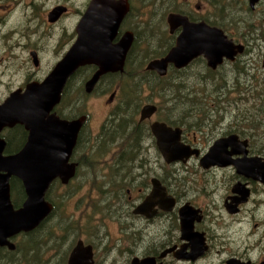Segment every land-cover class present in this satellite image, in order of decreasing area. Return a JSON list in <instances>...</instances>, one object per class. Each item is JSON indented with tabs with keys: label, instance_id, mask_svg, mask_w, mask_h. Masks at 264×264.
Returning a JSON list of instances; mask_svg holds the SVG:
<instances>
[{
	"label": "flooded vegetation",
	"instance_id": "flooded-vegetation-1",
	"mask_svg": "<svg viewBox=\"0 0 264 264\" xmlns=\"http://www.w3.org/2000/svg\"><path fill=\"white\" fill-rule=\"evenodd\" d=\"M71 1L74 0H0V107L12 94H22L28 84L41 83L74 43L76 26L92 0H82L79 8L76 7L74 13L79 19L73 24V32L65 37L63 33L58 36L56 29L61 30L62 20L74 7ZM113 1L118 4L117 7L126 5V11L112 43L129 32L133 37L123 68L101 75L88 92L85 82L97 66L86 64L78 67L68 80L71 77L73 80L82 72L87 77L83 79L82 86L72 88L75 96L72 100L67 98V109L78 105L83 108L85 98L94 95L97 85L103 83L109 74L119 77L125 75L127 67L131 71L142 68L139 59L145 48L141 38L147 34L154 1ZM166 1L170 6L162 13L166 15L160 28L166 37L162 49L168 51L181 31V26L170 28L167 22L169 13H180L190 22H205L217 27L227 40L232 41L233 55L223 56L214 69L207 66L201 55L185 67L200 63L204 71L209 68L213 72L217 89L215 119H212L211 112L207 117L206 112L199 124L214 128L216 133L211 141H204L197 131L190 128L195 124L180 126L181 141L192 149H198V154H192L184 161H164L160 166L158 156L161 153L150 130L152 121H160L156 117L152 119L155 113L149 119H137V124L146 126L140 130L145 131L144 137L137 135L142 141L141 148H118L111 154L106 152L109 164L119 168L118 177L120 170L127 166H130L129 172L133 170V173L130 172L133 178L124 179L119 188H112V198L121 201L123 218L118 225L115 224L117 235L112 245H109V237L105 234L106 251L114 256L119 254L125 264H131L135 258H149L151 264H264V0H199L204 6H194L192 0ZM56 7L62 8L61 13L56 19L49 20L50 12ZM138 42H141L140 52L136 51ZM81 69L85 70L79 72ZM199 82L204 86L208 81ZM66 84L51 112L67 120L84 117L75 146L67 159V163L74 166L75 173L66 183L59 178L54 179L46 197L54 186L65 188L72 183L85 162L83 159L89 161L90 157L93 161L95 155L90 111L84 108L77 114L63 115L62 94ZM124 85L125 81L120 79L111 88L102 91H111L107 97L110 105ZM121 94L118 103L124 100ZM120 108L118 104L116 109ZM0 121L2 155L15 154L25 146L30 129L20 121ZM103 123L98 126L99 129ZM231 135L237 136L235 142L217 148L212 161H201L215 140ZM85 148L88 150L86 153L83 151ZM80 153L89 156L82 154L80 157ZM107 174L111 176L110 172ZM13 179H20L10 176L8 180L10 200L17 208L22 205L26 194L20 181L22 201L15 206ZM156 180L163 187L166 200L157 197L152 200L154 202L142 207ZM16 189L19 190L17 185ZM46 199L54 205L49 198ZM139 205L142 211L134 212ZM50 217L51 214L35 229L17 235L23 233L30 236L38 227L43 228ZM17 235L10 238L14 244ZM79 239L92 246L94 264L96 244L77 237L72 247ZM72 247L63 261L62 250L55 246L60 250V261L66 264ZM10 252L12 250L7 246H0L1 264H12L14 255Z\"/></svg>",
	"mask_w": 264,
	"mask_h": 264
},
{
	"label": "water",
	"instance_id": "water-1",
	"mask_svg": "<svg viewBox=\"0 0 264 264\" xmlns=\"http://www.w3.org/2000/svg\"><path fill=\"white\" fill-rule=\"evenodd\" d=\"M117 5L113 0H92L76 26V40L53 70L41 83L28 84L20 95L12 94L0 107V120L20 121L30 129L25 146L15 154L3 156V148H0V246L13 250L15 244L10 238L35 229L51 213L53 206L45 198L50 183L56 178L66 183L74 176V166L68 164L67 159L75 146L84 117L67 120L51 111L59 102L68 78L78 67L86 64L97 66V70L85 82L88 92L101 75L122 70L133 37L129 32L118 42L112 43L126 11V5L123 8ZM61 11L60 7L53 9L49 20L56 19ZM167 22L171 29L181 26V31L165 55L148 61L147 70L164 76L170 65L180 69L200 55L205 58L207 66L214 69L223 56L233 55L232 41L227 40L219 28L205 22H190L180 13H169ZM156 110L155 104L143 105L139 121L149 119ZM150 130L165 162L184 161L190 155L198 154V149H192L181 141V127L155 120L150 123ZM236 139V135H231L215 140L201 161H212L217 148ZM10 176L20 179L26 194L22 205L17 208L10 200ZM164 192L156 180L153 191L142 207L154 202L152 200L157 197L166 200ZM140 208L141 205L134 212L142 211ZM150 261L149 258H135L131 264H151ZM66 264H93L92 246L85 245L79 239L72 247Z\"/></svg>",
	"mask_w": 264,
	"mask_h": 264
},
{
	"label": "rangeland",
	"instance_id": "rangeland-1",
	"mask_svg": "<svg viewBox=\"0 0 264 264\" xmlns=\"http://www.w3.org/2000/svg\"><path fill=\"white\" fill-rule=\"evenodd\" d=\"M154 4L152 7L151 12L153 11V14L150 18V25H147L148 28H146V33L141 39H143V48L144 54H150L152 53V50H156V48L163 47V44L165 42V35L161 31V27L163 26L162 18L166 15H163V11H167L170 4L168 5V2L166 0H153ZM195 5H202L199 0H192ZM70 2V1H69ZM73 4L71 5L73 8L70 10V13L64 17V19L61 22V30L56 29V32L58 36H60L61 33H63V37L67 33L73 32V27L75 22L79 19V16H77L74 11L76 10V7L79 8V5L82 4V0H74L71 1ZM79 4V5H78ZM156 38H159L158 40ZM141 42H138L136 46V51L140 52ZM150 53L148 52V50ZM143 52V51H142ZM153 55V54H151ZM157 58V57H155ZM144 60V59H143ZM150 59L146 60V64ZM145 64V66H146ZM144 66V67H145ZM189 71H193V69H202V65L200 63L194 64V66H190ZM130 72V67H127L126 72ZM140 72V71H138ZM83 73V72H82ZM82 73L78 74L73 80H71L70 87L67 88V94L68 98L72 100V98L75 96L74 89L77 85L82 86L83 79H86L87 76L82 75ZM168 74V73H167ZM164 75L162 77L167 76ZM115 74H109L103 83L98 84L95 90L94 95H90L88 98H84L86 104L82 103V106H75L74 109L69 108L67 109L65 105H63L64 108V114L69 115V113L72 111L73 114H77L80 110H84L86 108L90 111L91 114V129L92 133L94 134V146L93 150L95 149V140L97 136L102 135L100 148H96L94 151V159L93 161H89L87 159H83L84 164L80 168L78 175L73 179L72 183L67 185L65 188H61V186L53 187V189L49 192V197L51 199H54L56 201H59L60 203H63L61 205L60 210L57 212L55 217H58L63 220V218H70L72 220L73 226L76 228L77 233H70L69 231H63L62 228L60 229V223H56V218L54 215L50 218L52 219L50 222L52 223V226H54V229L52 228L50 231V235L52 238L45 236V243H43L44 248L42 251V254L40 255L41 261L44 262V264H55L56 261H59V253L60 250L55 248L54 241L55 237H57V241L66 240L65 244H70L71 241L74 238V242L77 237L79 238H85L88 242H92L96 244V257H95V263L94 264H125V261L122 259V257L118 254L117 256H114L113 254L107 252V243L104 241L105 234L108 235V241L109 245H112L115 241V236L117 233L115 232V224H119L120 219L123 218L122 216V205L121 201L118 199L112 198L113 196V189L112 188H119V185L124 183V179L128 181L130 178H133V170H130V166H127L123 169V171L120 170L119 177H118V170L119 168L114 167L113 164H109V158L107 157V153L113 152L114 150H118L120 148V139L115 138L116 135H118V131L115 130V127L109 122L114 117V111L118 105L119 96L121 94V91L119 95H117L116 98H114V103L112 105L107 102V97L110 94V90H108L105 93H102L103 90L111 88V85L118 81L122 80L127 83L128 81V75L122 74H116L120 75L114 76ZM173 76V75H171ZM109 77V78H108ZM186 77V76H185ZM214 78V77H213ZM181 80V79H176ZM207 80H210V78H207ZM206 80V81H207ZM186 85H192L195 84L196 86H199L200 88L206 87L211 88L209 84L206 83V85L202 86L200 84V79L194 80L192 78L186 77L185 78ZM123 88V87H122ZM121 88V90H122ZM82 90V89H80ZM207 94V91H205ZM144 95H149L150 92L148 90H145ZM217 94V93H216ZM124 100L120 101L121 103L126 102V96H125V90L124 94L122 96ZM150 101L144 100L143 104L147 103H158L161 102V99L154 95L153 98L149 99ZM173 102L177 103L178 98H173ZM202 104V103H201ZM210 104V103H209ZM81 105V104H80ZM164 105H161V109H163ZM196 107V106H195ZM216 102L215 104H210L206 107L202 104L201 109L207 112V117L209 116L211 112L212 119H215L214 113H216ZM200 109V108H199ZM211 109V111H210ZM82 110V111H83ZM166 114L165 110H160V113H156L154 116H152V119L154 117L158 118L159 116H164ZM139 113L135 116V120L139 118ZM169 117L175 118L176 114H171L169 112ZM190 119V118H189ZM203 119V118H202ZM205 120V119H204ZM104 121V127L102 126L99 129V125ZM195 125L191 126L190 128L194 129L199 133V135L204 139V141H211L213 136L216 133V130L214 128L209 129L206 126H202L198 123H193ZM114 127V128H113ZM146 128V126L144 127ZM188 129V128H187ZM115 140H114V138ZM114 140V141H113ZM145 143V142H144ZM91 148V147H90ZM84 153H86L88 150L85 148ZM107 152V153H106ZM82 153V154H84ZM80 153V157L82 156ZM85 157L89 156L87 154H84ZM163 157L161 155L158 156V163L161 166V163H163ZM165 163V162H164ZM156 165V164H155ZM157 166V165H156ZM166 166V165H165ZM160 168V167H159ZM158 168V169H159ZM107 172H110L112 179L110 180V175L107 174ZM123 172V173H122ZM114 176V177H113ZM123 177V178H122ZM108 188L110 189L108 191ZM60 191H63L60 193ZM68 192V193H66ZM64 195V196H63ZM64 197V199H63ZM63 200V202H61ZM59 215V216H58ZM62 218H61V217ZM55 223L58 225L56 226ZM47 226H45L43 230L46 231ZM46 233V232H45ZM20 236V235H19ZM18 235L14 238L15 242H17ZM72 243V245L74 244ZM71 245V247H72ZM61 249V248H60ZM40 251V252H41ZM69 252V251H68ZM18 254V253H17ZM16 255V254H15ZM19 257V259H18ZM14 256V260L12 264H31L26 261H24V257L21 255ZM113 258H116V260H113Z\"/></svg>",
	"mask_w": 264,
	"mask_h": 264
},
{
	"label": "trees",
	"instance_id": "trees-1",
	"mask_svg": "<svg viewBox=\"0 0 264 264\" xmlns=\"http://www.w3.org/2000/svg\"><path fill=\"white\" fill-rule=\"evenodd\" d=\"M148 52L150 53L149 50ZM166 52V48L162 49L158 47L156 48V50H152V53L150 54H143L139 59L140 63L142 64V68L139 69L140 72L131 70L130 72H126V75H128V81L127 83H125L121 90V95L124 94L125 90L126 102L121 104L118 103L121 108L114 113V117L111 121H109L115 127V130L118 131V135H116L115 138L120 139V148H133V150L135 148H141L142 141L140 142L138 140L137 135L139 136V134H142L144 137L145 131L140 132V130H142L141 128L144 126L137 124L135 116L139 113L144 100L150 101L149 99L153 98L154 95L161 99V102L156 103L158 106L157 113L159 114L160 110H165L166 112L164 116H159L158 119L172 126H185L190 123L199 124L204 114L206 113V107L210 104H215L216 102L217 89L214 85L213 72H211L212 70H210L209 68H206V71L202 69H193V71H189L188 68L175 69L171 67L168 71L167 76L165 77H160L156 74V72H149L144 69L146 60L165 55ZM83 70L85 69H81L79 72ZM185 76L194 80H198L199 78L200 81H206L207 78H210V80H207L208 82L205 83L209 84L211 88H200L195 84L186 85ZM71 80L72 77L68 80L62 94V104L65 105V107H67L68 103V94L66 90L68 86L70 87ZM145 90H148L150 94L147 96L144 95L143 93ZM205 91H207V94L205 93ZM175 97L178 98L177 103L173 102V98ZM201 103L205 106L204 110L201 109ZM161 105H164L163 109H161ZM169 112H171V114H176V117H169ZM71 115H73L72 111L68 116ZM186 116L190 117L191 119L185 118ZM101 138L102 135L97 136L95 140V150L96 148H100L99 145L101 143ZM100 149L103 150V148ZM16 185L18 186L19 190L16 189ZM12 194L14 205H19L22 201L21 195H23V192L20 181L18 179H13ZM46 198H49V200H51V202H53L54 204L52 212L50 214L51 217L53 215L55 217L63 203L51 199L49 197V192ZM61 202H63V200H61ZM50 218L44 225H48L46 231L43 230L44 232H42V229H44L43 226L42 229L38 227V229L31 232L30 236L21 233L20 236L16 239L17 242L15 243L14 250H12L10 254L12 253L17 257L18 255H21L22 257H24V261L31 264H44V262L41 261L40 255L42 254L44 248L47 246L43 247V243H45L46 241L45 236L52 238L49 233L52 228L54 229V226H52V223L54 221L50 222L52 220ZM55 218L57 219L56 223L62 222L60 225V229L62 228V230L65 232L69 231L70 233H77V230L73 226L72 220L70 218H63L62 221L58 217ZM56 223L55 225L58 226ZM54 238V246H56L57 248H61L64 261L72 243L74 242V238L70 244H65L66 240L57 241V237L54 236ZM55 264L65 263L57 260Z\"/></svg>",
	"mask_w": 264,
	"mask_h": 264
}]
</instances>
